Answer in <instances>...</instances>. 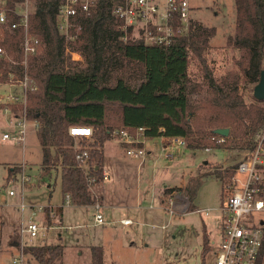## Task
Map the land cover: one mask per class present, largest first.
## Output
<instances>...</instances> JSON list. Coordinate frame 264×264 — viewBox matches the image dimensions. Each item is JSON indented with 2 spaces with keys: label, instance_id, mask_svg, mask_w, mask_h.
Returning <instances> with one entry per match:
<instances>
[{
  "label": "trees",
  "instance_id": "obj_1",
  "mask_svg": "<svg viewBox=\"0 0 264 264\" xmlns=\"http://www.w3.org/2000/svg\"><path fill=\"white\" fill-rule=\"evenodd\" d=\"M13 1L10 0L11 4ZM234 2L236 33L228 43L241 52L237 65L242 79L257 83L264 62V0ZM35 5L30 30L43 39L45 47L29 60V75L38 88L28 93L26 114L38 122L42 168L46 172L60 170L62 193L64 197L71 195V205L96 203L90 178L103 179V146L112 140V131L117 127L132 131L144 127L149 138L185 137L187 147L192 150L255 148L254 137L264 129V100L254 97L251 103H246L239 91V75L228 73L215 80L207 73L213 91L211 98L199 103L191 98L202 87L193 84L189 75L190 52L202 54L215 36L214 27L194 20L190 33L168 46L124 41L121 21L113 14L109 0H101L98 9L82 21L79 39L67 43L56 24L57 1L36 0ZM22 36V30L18 29L8 32L5 41L0 42L9 55V58L0 56V84L18 82L24 77ZM68 49L81 53L83 67L74 64ZM74 125L91 126L94 130L92 140L85 141L86 146L82 147L90 153L88 172L76 159L78 149L69 134L70 126ZM218 128L230 129L225 142L211 139ZM238 164L191 175L185 185L166 187L162 195L181 192L189 202L188 210L193 211L204 178L213 174L224 185L229 184ZM21 170V165L10 166L8 179ZM63 207L57 210L62 211ZM53 210L50 203L44 207L49 226L54 223ZM210 247L206 236L204 255ZM23 249L40 264H58L65 253L64 244L45 240ZM91 252L92 264H104L101 246L92 245ZM263 255L264 241L257 264H262Z\"/></svg>",
  "mask_w": 264,
  "mask_h": 264
},
{
  "label": "rangeland",
  "instance_id": "obj_2",
  "mask_svg": "<svg viewBox=\"0 0 264 264\" xmlns=\"http://www.w3.org/2000/svg\"><path fill=\"white\" fill-rule=\"evenodd\" d=\"M191 2L194 6L193 21L216 29L215 36L210 39L201 55L190 52L189 75L193 84L197 83L202 87L199 92L191 95L192 100L199 103L206 97L211 98L213 91L207 73L215 80H221L231 73L240 76V94L246 103H251L254 100V87L258 82L249 83L242 79L237 65V60L241 59V52L228 43V39L236 33L234 0ZM75 59H72L74 64H78V67L84 66L83 57L77 60L78 62H75ZM262 67L264 69V62ZM12 90L11 83L0 84V264H40L30 254L21 253L22 244L35 245L42 242V238L22 232V228L28 225L31 214L22 217L17 206L22 202L28 206L32 204L34 207L48 205L49 183L55 188L52 204L64 205L61 175L59 169L50 172L43 170L42 148L37 137V129L32 122L28 124L24 143L3 139L4 133L15 131L11 120L13 116L20 114L22 108L20 104H14L7 99ZM6 107L10 108L8 113L5 111ZM91 140L92 138L77 139L75 143L83 147L86 146L85 141ZM118 142L119 140L114 137L107 142L108 156L111 153L119 154ZM157 147L158 149H155L144 162H141L140 158L123 155V163L134 166L132 173L119 175L114 167H110L111 180L100 183L99 189L94 191L95 195L103 196L107 205L104 212L113 216L115 221H120L130 207L137 217L134 219L127 213L129 218L132 217L134 222L137 221L139 224L129 227L120 223L111 225L110 222L107 225H95L93 218L95 208L92 205H64L63 222L51 226L45 240L48 243L65 245V253L58 260V264H92V245L103 248L104 264H215V247L211 245L210 251L203 256L199 246L203 239L205 224L210 227L214 238L219 242L222 207L227 204L234 188L228 184L224 185L213 174L205 177L194 201V204L203 210L188 214H182L181 207L175 214H171L163 207V204L168 206V198L172 196L178 205L186 206V211L189 212V202L181 192L176 191L164 196L161 190L165 185H180L189 174L213 172L217 168L236 165L249 154L250 150L215 147L211 150H192L187 146L185 148L168 146L167 153H170L168 156L159 149L161 147L159 142ZM8 162L23 163L13 166L23 165L34 180L23 189L21 181L18 180L19 173L6 179ZM106 164L114 165L109 162V157ZM11 190L15 195L9 196ZM3 198L7 201H3ZM120 202L126 208L125 211L116 208ZM36 209L37 213L33 219L42 226L47 225L43 211ZM28 211L29 209H26V212ZM259 216L264 218V212ZM131 228L139 229V235H144V241L139 239L140 236H134ZM16 241H19L21 247L10 248ZM132 241H136L134 245ZM21 257V262H15L14 259Z\"/></svg>",
  "mask_w": 264,
  "mask_h": 264
},
{
  "label": "built area",
  "instance_id": "obj_3",
  "mask_svg": "<svg viewBox=\"0 0 264 264\" xmlns=\"http://www.w3.org/2000/svg\"><path fill=\"white\" fill-rule=\"evenodd\" d=\"M36 0H0V42H4L8 32L14 33L21 29L23 36L20 42V50L23 56L24 77L18 82H11L13 90L7 95V99L14 104H20V114L13 116L11 123L15 127L14 132H6L4 140L15 143H24L28 131V124L33 123L37 129L38 122L30 120L26 114L28 93L37 89L35 80L29 75V60L31 57L40 54L45 42L37 34L30 30V16L35 10ZM58 12L56 24L60 34L67 43L79 39L83 23L82 21L98 9L101 0H56ZM113 14L121 21L122 39L140 40L148 45L168 46L179 38L187 36L191 30L193 21L194 6L191 0H109ZM72 58L80 60L82 55L78 51L68 49ZM0 56L9 58L7 49L0 43ZM8 113L9 107L5 108ZM69 134L75 139H90L94 130L91 126L74 125L70 126ZM112 137L119 140L124 146L128 156L140 158L147 156L145 143L148 138L144 127L136 130L115 128ZM165 149L168 146L186 147L185 137H159ZM212 140L225 142L227 136L214 134ZM255 148L243 158L236 169L231 183L228 186L234 188L227 204L222 207V225L219 242L214 241L215 264H257L261 258L264 241V218L259 216L264 212V129L258 132L255 137ZM78 149L76 159L85 172L89 171L90 153L86 148L76 145ZM25 165V164H24ZM19 172L18 180L22 188H26L34 177L26 171L23 165ZM108 177L103 169V180ZM98 182L96 176L90 178V189L93 192V185ZM15 195L11 190L9 196ZM7 201L6 198L2 199ZM64 205H71V195L66 194ZM95 208L94 224L105 225L107 221L101 212L102 204L97 200L92 205ZM31 208L32 217L26 227L22 228L23 233H29L32 237L45 236L49 227L40 225L33 217L37 209L44 211L45 206H28L22 202L20 208L25 210ZM171 214L178 212L174 197L168 198V206H164ZM186 206H181L182 212ZM52 215H55L54 210ZM123 225H131V218H124L120 221ZM22 244V243H21ZM23 248L25 245H23ZM21 247V246H20ZM21 253L24 255L22 248ZM15 262L22 261V257L14 259ZM264 264V255L262 259Z\"/></svg>",
  "mask_w": 264,
  "mask_h": 264
},
{
  "label": "crops",
  "instance_id": "obj_4",
  "mask_svg": "<svg viewBox=\"0 0 264 264\" xmlns=\"http://www.w3.org/2000/svg\"><path fill=\"white\" fill-rule=\"evenodd\" d=\"M158 142L160 143V145H161V147L159 148L160 150H162L163 152H165L166 153V155H170V153H167V149H165L164 147H163V145H162V141H161V139L160 138H148V140H147V142L145 143V148H146V150H147V156L145 157V159L147 158V157H149L154 151H155V149H158ZM40 143V142H39ZM185 148V147H184ZM103 149H104V165H103V169H105L106 170V172H107V174H108V177L105 179V180H100V181H98L97 183H95L94 185H93V194H94V196L96 197V199L102 204V208H101V212H102V214L104 215V217H105V219H106V221H107V224L110 222V224L111 225H116V224H118V223H120V221L122 220V219H124V218H129V216H128V214L130 213L131 214V216L134 218V217H137V215L136 214H134L133 212H132V208H130V207H128L127 208V213H124V217H122L121 219H120V221H115V219H114V217L113 216H111L109 213L108 214H106L105 212H104V209H105V206H107L106 204H105V202H104V200H103V196H101V195H95V193H94V191L95 190H97V189H99L98 188V186H99V184L100 183H102V182H107V181H109V180H111L110 178H111V172L109 171L110 170V167H114L115 168V171H117L118 172V174L119 175H122L123 174V176H124V174L125 173H132V168H134V166L133 165H130V164H124L123 163V155H125V156H128L126 153H125V149H124V146L120 143V142H118V149L120 150V152H119V154L118 155H114V153H111L110 154V156H108V148H107V142L104 144V146H103ZM206 150H211V149H206ZM116 152V151H115ZM117 153V152H116ZM108 157H109V162H111V163H113L114 165L113 166H111V165H107L106 164V161H107V159H108ZM145 159L144 160H141V162H144L145 161ZM116 161H117V164H116ZM207 162V161H206ZM206 162H204V163H206ZM41 163H42V161H41ZM8 166L6 167V170H7V175H6V179L8 178V175H9V167L10 166H13V165H15V164H23V163H20V162H8ZM24 164H26V163H24ZM116 164V165H115ZM139 165V164H138ZM139 169H140V166H139ZM141 169H143V166H141ZM198 169H196V171H197ZM191 172H193V171H191ZM194 174V173H193ZM189 176H191L190 174L189 175H187V177H186V179L180 184V185H165L164 186V189L166 188V187H181V186H183V185H185L186 184V182H187V180H188V178H189ZM48 186H49V195H48V204L50 203L52 206H53V208H54V213H55V215H52L51 214V217L53 218V220H54V223H53V225H55V224H58L59 222H63V220H64V217H65V206L63 207V210L62 211H58L57 210V208H59V207H61L62 205H54V204H52V198H53V193H54V190H55V188H54V186L51 184V183H49L48 184ZM95 187H97L96 189H95ZM164 189H162L163 191H164ZM62 190V189H61ZM161 190V194L163 193V191ZM63 197H64V195H63ZM162 201V200H161ZM63 203V202H62ZM121 204H119L118 203V205L119 206H117L116 208H118V209H123V211H125L126 210V208L125 207H123L122 206V202H120ZM176 205H177V207H178V209H179V207H181L180 205H178L177 203H176ZM30 206H32V204L30 205ZM71 206H77V205H71ZM18 207V210L20 211V213L22 214V217H24V216H26L27 214H31V217H32V210H31V208H29V207H27L26 209H29V211L28 212H26V209L25 210H22L21 208H20V205H18L17 206ZM163 207H164V204H163ZM106 209H109V207H106ZM180 210L182 211V209L180 208ZM203 210V208H200V207H198V206H196V209L195 210H193V211H185V212H183L182 214H188V213H194V212H201ZM212 210V209H211ZM114 213V212H113ZM112 213V214H113ZM30 217V218H31ZM35 217V216H34ZM131 217V219H132V221H133V223L131 224V225H124V226H127V227H129V226H134V225H137V224H139V223H137V221H135L134 222V220H133V218ZM43 218H44V221L46 222V224H47V226L49 227V229L51 228V226H49V224H48V221H47V218H46V215H45V212L43 211ZM135 219V218H134ZM56 221V222H55ZM107 224H105V225H107ZM121 224V223H120ZM52 225V226H53ZM123 225V224H122ZM221 225H222V219H221ZM49 229L47 230V232H46V235L45 236H41V240H42V242L44 241V240H47V233L49 232ZM131 231L133 232V234H134V236H140L139 235V232H140V230L139 229H137V230H135V229H133V228H131ZM220 232H221V228H220V231H219V238H220ZM206 236H208V239H209V242L211 243V245H213V242L214 241H216V239L214 238V236H213V233H212V230L210 229V227L209 226H207L206 224H205V226H204V230H203V239H202V241H201V243H200V246H199V248H201L202 249V255L203 256H205L204 254H203V249H204V239H205V237ZM60 237L62 238V235H60ZM144 235L142 234L140 237H139V239L140 240H142V241H144ZM42 242H40V243H42ZM47 242V241H46ZM135 242L136 241H132V244L134 245L135 244ZM40 243H38V244H40ZM14 246H17V247H20V243H19V241H16V242H14V244H13V246H11L10 248H13ZM214 246V245H213ZM21 250V249H20ZM203 263H205V258H204V260H203Z\"/></svg>",
  "mask_w": 264,
  "mask_h": 264
},
{
  "label": "water",
  "instance_id": "obj_5",
  "mask_svg": "<svg viewBox=\"0 0 264 264\" xmlns=\"http://www.w3.org/2000/svg\"><path fill=\"white\" fill-rule=\"evenodd\" d=\"M254 97L258 100H264V69L261 71L260 80L254 87ZM215 133L228 136L230 133L229 128H218Z\"/></svg>",
  "mask_w": 264,
  "mask_h": 264
}]
</instances>
